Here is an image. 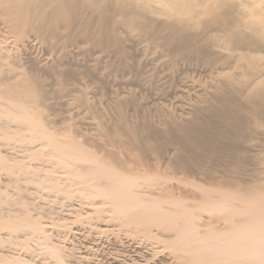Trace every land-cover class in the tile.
<instances>
[{
	"label": "bare ground",
	"instance_id": "bare-ground-1",
	"mask_svg": "<svg viewBox=\"0 0 264 264\" xmlns=\"http://www.w3.org/2000/svg\"><path fill=\"white\" fill-rule=\"evenodd\" d=\"M124 77L161 100L180 92L178 106L148 109L140 90L106 82ZM64 95L99 114L104 138L42 113ZM0 136L24 143L20 156L0 153L17 190L51 192L78 232L130 237L99 264H123L129 245L142 256L130 264H264V0H0ZM5 193L0 264H97L60 244L66 224L34 201L44 194L31 207Z\"/></svg>",
	"mask_w": 264,
	"mask_h": 264
},
{
	"label": "rangeland",
	"instance_id": "rangeland-1",
	"mask_svg": "<svg viewBox=\"0 0 264 264\" xmlns=\"http://www.w3.org/2000/svg\"><path fill=\"white\" fill-rule=\"evenodd\" d=\"M39 50V51H38ZM149 54H151V55H149V56H152L153 57V55H154V53H152V52H150ZM33 55L35 56V57H39V58H42V57H47L48 59H49V61L50 62H56V59L53 57L52 58V54H49V53H47V54H43V52L40 50V49H38V48H36V49H34L33 50ZM43 55V56H42ZM73 55H75V56H73ZM142 55V56H141ZM140 56H138L137 55V58L138 59H140V61L142 60L143 61V59L146 57V56H148L147 54H141ZM78 56V57H77ZM70 57H71V59L73 58V59H75V60H73V61H75V63H77L78 62V64H80L79 63V60L81 59L80 58V55L79 54H76V53H74V52H72V54H70ZM147 59H149L150 60V57H146ZM54 59V60H53ZM88 64H89V62H88ZM147 67V66H146ZM198 78H201V77H203V75H196ZM123 79V81L122 82H115V81H113V82H111L112 81V79L110 78V79H108V80H106V82L108 83H112V85L111 84H108L109 85V87H117V86H119V87H117V88H115L114 90L115 91H119V95L121 96V95H125V92L123 93V91H125V89H128V90H130V89H132V90H135V93H139V90H140V95H142L143 93V98L144 97H147V99L145 100V98L143 99L142 98V96H139V94H137L138 96H136V97H139V98H141L140 99V101L141 100H143V102H140V103H143V104H140V105H143L144 107L145 106H147V108L148 109H150V106L151 105H149V104H152V103H156L157 102V104H159L160 105V100H161V96L159 97V95H158V97H157V94H155V95H153L152 96V94H154V93H151V92H148V94H147V92L144 90V89H138V86H135V85H133V87H132V85H131V83L129 84V81H128V79L126 78V77H124V78H122ZM127 79V80H126ZM111 80V81H110ZM124 81H125V83H124ZM128 81V82H127ZM45 83L46 84H49L50 86H54V85H52L51 84V81L49 80V77L47 78V80L45 81ZM118 83V84H117ZM119 83H121L122 85H120ZM116 84V85H115ZM127 84V85H126ZM111 85V86H110ZM125 85V86H124ZM130 85H131V88H130ZM126 86H128V88L126 87ZM112 87H111V89H112ZM123 87V88H122ZM179 87V86H178ZM117 89V90H116ZM121 89H123V90H121ZM127 91V90H126ZM144 91V92H143ZM175 91H187V89H183V88H178V89H176ZM193 91V90H192ZM120 92H122V94H120ZM168 94L166 95V96H168V97H163L162 98V102H163V104H164V101H166V106L168 107V106H170V108L169 109H172L171 107L173 106V107H175V106H178L177 104H178V99H179V97H177V95L178 94H180V92L179 93H176V94H173V93H171V91L170 90H168ZM151 93V94H150ZM172 94V95H171ZM148 95V96H147ZM151 95V96H150ZM90 96H91V94H90ZM172 96V97H171ZM70 96H68V95H64V97H63V99H62V97H61V99H59L58 101L60 102V104L58 105H50V102H51V99L49 98V97H46V99H45V101H44V106H43V109H42V113H44V115L45 116H47L48 117V119L49 120H51V121H58V120H62V119H65V118H67L68 120H67V122L68 123H70V125H72L73 126V129H71V130H73L74 132H77L76 133V135L78 136V138L79 139H82V138H85V137H87V138H90V137H93V138H96V139H98V138H104L105 136H106V132L105 131H103V132H100L99 133V130L98 129H103L102 127L104 126V125H99V126H102V127H96L95 125H94V123H96L97 122V118H98V116H99V114L98 113H95V112H91V111H86V112H84L83 110H80V109H83V108H75L74 107V105L72 104V103H74V104H76V102L74 101V100H70V98H69ZM153 97V98H152ZM156 97V98H155ZM64 98H65V100H64ZM67 98V99H66ZM139 98H138V102H139ZM157 98H160V100L159 99H157ZM171 98H172V100H171ZM106 99H108V96L107 97H105L104 98V100L106 101ZM150 99V100H149ZM158 101H157V100ZM168 99H170V101L168 100ZM68 100V101H67ZM97 100H102V97H100V98H98ZM145 100V101H144ZM154 100V101H153ZM63 101H65V102H63ZM149 101H151L150 103H148ZM174 101L175 102H177V103H174ZM67 102H69V104L67 103ZM107 102H108V100H107ZM145 102H147V104H145ZM160 102V103H159ZM172 104V105H169L170 103ZM61 103H62V105H61ZM65 103V104H64ZM71 103V104H70ZM168 103V104H167ZM176 104V105H175ZM65 105V106H64ZM68 105H70V106H68ZM149 105V106H148ZM159 105H157V106H159ZM165 105V104H164ZM163 105V106H164ZM161 106H162V104H161ZM100 107H101V105H100ZM181 107V106H180ZM73 108V109H72ZM146 108V107H145ZM101 109V108H100ZM168 109V110H169ZM146 110V109H145ZM173 110V109H172ZM81 112V113H80ZM172 112H174V111H172ZM176 113V112H175ZM132 114V113H131ZM89 121V122H88ZM91 122H92V124H91ZM61 123V122H60ZM97 124V123H96ZM105 127V126H104ZM96 134H97V136H96ZM24 143H20V142H18V141H15V140H7V139H4L3 138V136H0V153L1 154H6V155H14V156H20V152H18L20 149H19V145H23ZM87 145H90V143L89 142H87L86 143ZM16 149V150H15ZM24 160H26L27 162H30L31 160H30V157H27V158H24ZM34 161V160H33ZM32 162V161H31ZM203 165V167L204 168H206L207 170H210V171H213V172H215V174H217V175H219V171L221 170V164H215V165H210L209 163H207V162H205V163H202ZM14 177L11 175V174H9V173H7L6 171H4L3 169H1L0 168V199H1V197H3V196H6V193L5 192H7V193H15V195H24V197H25V199L28 201V202H31V207L33 206V203H34V201H36V200H38V202H39V205L41 206V207H43V209H45V211L46 210H48L47 212H46V216H52V217H54L55 218V216H56V220L57 219H62L61 221L63 222V223H65L66 224V227L65 228H61V230H63V231H61V237H59L58 239H59V241H60V244H63V247L65 248V247H67V251L69 250L68 248H71V249H73V248H75L73 251H74V254L76 255L77 253V255L78 256H80V254H81V252H82V255L81 256H85L86 254V256H92V258H90V260L89 261H91V262H94V263H97V264H99V263H101L100 262V259L102 258V255L103 254H105L107 251L106 250H108L110 253H111V250H109V249H111V248H114V249H112V253H123L122 252V250H121V248H119L120 246H119V244H118V242H116V241H118V240H120V239H124V243H126L127 244V242H125L127 239H129L130 237H127V239H125L124 238V236H122V235H120V236H117V234L116 233H112V234H109L110 235V237H109V235H108V238L106 237V236H103V235H94V233L93 232H90L87 228H85V227H83L81 230H79V232H81V233H79L78 232V229H77V226H74V225H76V224H74L73 222H72V220H73V214L72 213H69V212H67V211H64V210H67V209H69L70 207H66V206H63L62 208H61V210H59V208H57L58 207V203H57V199H54V198H52L50 195H52L51 194V192H49L48 190H45V189H43V188H41V187H38V185L36 184V183H32V182H21V184H23L24 185V187L22 188V189H19V190H17V185H16V183H14ZM204 184H208V181L207 180H205V182H204ZM10 191V192H9ZM13 194H11V195H9V196H12ZM39 194H44V196H43V198H39V199H35L34 200V197L35 196H37V195H39ZM45 197V198H44ZM34 200V201H33ZM6 207H9V208H15L16 210H17V212L16 213H18V214H20V213H25V212H21L22 211V209L20 208V206H9V205H6ZM29 207H30V205H29ZM50 208V209H49ZM53 208V209H52ZM66 208V209H65ZM56 209V210H55ZM29 210H30V208H29ZM54 212V214H53V212ZM55 210V211H54ZM30 211H32V212H34V210H30ZM57 211V212H56ZM51 212H52V214H51ZM56 213H58V214H56ZM61 213H62V215H61ZM60 214V215H59ZM65 215V216H64ZM60 216H61V218H60ZM69 218H71V220L69 219ZM65 221H67V222H65ZM45 222H46V225L48 226V229H49V231L51 232V231H54L55 233L57 232V231H59L60 229H59V227H57L56 225H54L53 224V220L51 219V218H47V219H45ZM69 222H71V223H69ZM70 225H69V224ZM76 223V222H75ZM71 227V228H70ZM75 228V229H74ZM87 229V230H86ZM77 232H76V231ZM1 231H2V233L4 232V231H7L6 229L5 230H3V229H1ZM30 230H28V229H26V230H24V231H19V232H29ZM75 232V233H73V232ZM87 231V232H86ZM85 232H86V234H85ZM16 232H14V233H12L13 235L15 234ZM68 233V234H67ZM71 233H72V236H71ZM79 233V234H78ZM84 233V235H82ZM92 233H93V235H92ZM66 234V235H65ZM75 235V236H74ZM82 236L84 239H86V241L82 238V237H80V236ZM89 235V236H88ZM92 235V236H91ZM114 235V236H113ZM64 236H65V238H64ZM73 236H74V238H73ZM93 236H96V237H94L93 238ZM122 236V237H121ZM69 237H71V238H69ZM75 237H77V238H75ZM87 237H89V238H87ZM113 237V238H112ZM117 237V238H116ZM73 238V239H72ZM75 239V240H74ZM77 239V240H76ZM89 239H91L92 241H90ZM103 239H105L107 242H105V240H103ZM114 239V240H113ZM89 240V244H88V241ZM97 240V241H96ZM112 240V241H111ZM12 242L13 241V238H11L10 240H7V241H4V242H2L3 244H7L8 242ZM18 241V240H17ZM71 241V242H70ZM78 241H80V242H82V243H80V242H78ZM93 241H95V243H92ZM100 241H102V242H100ZM18 242H20V243H23V241H18ZM79 243V244H77V243ZM100 242V243H99ZM114 242V243H113ZM116 242V243H115ZM70 243H71V245H70ZM75 243V244H74ZM92 243V244H91ZM104 244V245H102V244ZM25 244V246L26 247H30V241H28V242H26V243H24ZM81 244V245H80ZM100 244H101V246H100ZM125 244V245H126ZM74 245V246H73ZM85 245H87V248H86V246ZM95 245V246H94ZM112 245V246H111ZM113 245H114V247H113ZM116 245V246H115ZM117 245L119 246V247H117ZM69 246V247H68ZM71 246V247H70ZM77 246V247H76ZM90 246V247H89ZM104 246V247H103ZM107 246V247H106ZM134 246H136V245H132V246H130L129 245V248L126 246L125 247V249H128L129 250V252H130V254H128V253H125L126 255H128L127 257H126V259H129L130 260V262H129V260H126V261H124L123 262V264H127L128 262V264H130L131 263V260L134 258V257H136L135 259L137 260V258H138V260L137 261H142L141 259H142V256L141 255H139L138 254V249H136V251H137V253H135V248L136 247H134ZM81 247V249H79ZM85 247V248H84ZM88 247H89V249H88ZM93 247H94V249H93ZM97 247H99V249L97 248ZM117 247V248H116ZM79 249L78 251H77V249ZM103 248H104V250H103ZM109 248V249H108ZM116 248V249H115ZM134 248V249H133ZM83 249V250H82ZM94 250V252H93V250ZM97 249H98V251H97ZM100 249H102V250H100ZM133 251H132V250ZM92 250V251H91ZM117 250H120V251H117ZM75 251L77 252V253H75ZM85 251L87 252V253H85ZM89 251V252H88ZM91 251V252H90ZM95 251H97V253L95 252ZM101 253H100V252ZM106 251V252H105ZM108 252V253H109ZM133 254H132V253ZM83 253H85V254H83ZM89 253V254H88ZM94 254V255H93ZM99 254V255H98ZM138 254V255H137ZM98 255V256H97ZM125 255V256H126ZM135 255V256H134ZM137 255V256H136ZM147 255V254H146ZM97 256V257H96ZM132 256V257H131ZM134 256V257H133ZM100 259H99V258ZM129 257V258H128ZM130 257L132 258V259H130ZM149 257V256H148ZM97 258H98V260H97ZM94 260V261H93ZM97 260V261H96ZM104 261V259H102V262ZM93 264V263H92ZM117 264V263H116Z\"/></svg>",
	"mask_w": 264,
	"mask_h": 264
}]
</instances>
